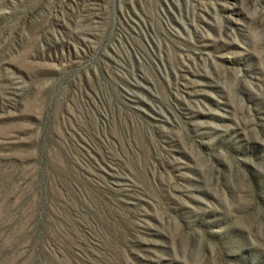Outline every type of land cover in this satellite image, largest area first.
Segmentation results:
<instances>
[{"label": "rangeland", "instance_id": "1", "mask_svg": "<svg viewBox=\"0 0 264 264\" xmlns=\"http://www.w3.org/2000/svg\"><path fill=\"white\" fill-rule=\"evenodd\" d=\"M0 264H264V0H0Z\"/></svg>", "mask_w": 264, "mask_h": 264}]
</instances>
